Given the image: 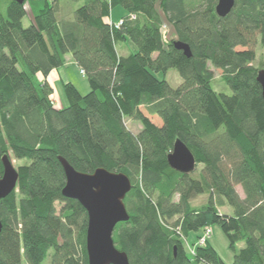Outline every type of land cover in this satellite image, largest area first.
<instances>
[{
    "label": "trees",
    "instance_id": "16d2710c",
    "mask_svg": "<svg viewBox=\"0 0 264 264\" xmlns=\"http://www.w3.org/2000/svg\"><path fill=\"white\" fill-rule=\"evenodd\" d=\"M216 4L0 0V177L2 157L25 161L15 190L0 200V264H88L87 214L62 196L59 158L79 173L105 169L129 179V220L112 235L129 264H224L209 243L192 257L184 249L188 234L211 226L232 252L244 245L232 264H264V104L256 81L264 68L253 65L255 47H264V0H235L223 18ZM113 8L123 11L118 25ZM162 26L173 38L165 40ZM118 42L133 51L119 56ZM67 56L89 92L64 83L68 105L57 108L45 79ZM211 68L229 94L213 88ZM170 70L181 79L176 88L165 79ZM126 119L139 123L137 134ZM176 139L195 159L189 174L168 166Z\"/></svg>",
    "mask_w": 264,
    "mask_h": 264
},
{
    "label": "water",
    "instance_id": "95a60500",
    "mask_svg": "<svg viewBox=\"0 0 264 264\" xmlns=\"http://www.w3.org/2000/svg\"><path fill=\"white\" fill-rule=\"evenodd\" d=\"M22 5L25 0H9ZM235 0H217L215 13L223 18L230 13ZM174 47L190 57L189 48L174 42ZM256 81L261 88L264 104V70L257 72ZM59 162L65 176L62 196L77 201L87 214L85 250L88 264H129L124 252L116 249L112 235L119 223H125L129 216L123 200L131 190L129 179L118 173L97 169L91 174L75 171L64 159ZM168 166L181 174H189L195 168V159L189 149L176 139L171 153L167 156ZM3 167L0 177V200L9 196L16 188L18 173L8 157L1 159ZM0 222V232H1Z\"/></svg>",
    "mask_w": 264,
    "mask_h": 264
},
{
    "label": "rangeland",
    "instance_id": "374dc122",
    "mask_svg": "<svg viewBox=\"0 0 264 264\" xmlns=\"http://www.w3.org/2000/svg\"><path fill=\"white\" fill-rule=\"evenodd\" d=\"M122 14L123 11L120 8H113V10L111 11V15L114 20L118 15H122ZM29 17H30V13L29 16L23 19L22 24L24 27H28ZM120 21L121 19L116 18V21L115 22L113 21L114 25L115 24L118 25ZM162 32L164 34L166 41L169 38H173L172 37L173 32L170 28L166 26H162ZM116 50L119 56H126L131 51H133V48L128 42H118L116 43ZM68 58L69 56L66 57L65 66L59 69L61 80L57 79L53 82V94L51 98H52V102L55 104L57 108H63L68 105L67 99L63 91L64 83H72L77 88L78 92L81 95H86L89 92L88 82L86 81L84 76L80 73V70L78 72L76 67L67 65L69 63ZM253 65L256 68H264V47H261L259 45L255 47V61ZM211 70L213 72V77H214V83L212 84L213 88L220 93L229 94L230 93L229 88L226 85H224L222 82H220V71L215 70L213 68H211ZM159 76H160L159 78L161 79L162 75ZM165 79L172 88H176L181 83V79L175 70L168 71L165 76ZM150 119L152 120V122L159 124L158 119L154 117H150ZM125 126L133 134H137L140 130L139 123L133 120L126 119ZM24 162L25 161H17L11 158V163L16 171L17 168L21 166ZM196 169L199 170L200 166H197ZM236 191L241 197L243 196L240 186L236 187ZM205 199L206 198L204 196L197 198L196 200H194L193 206H200L202 203H204ZM202 238H206L202 246H205V244L209 243L224 264H232L234 255L237 254L239 250L244 247L243 244L237 245L236 251L232 252L228 248V239L225 236V234L218 227L211 226L208 228L207 232L206 229H204L197 233H190L186 236V239H183L184 249L189 256L191 257L194 256L196 248L201 247L199 243L201 242ZM43 264H49V262L45 261L43 262Z\"/></svg>",
    "mask_w": 264,
    "mask_h": 264
},
{
    "label": "crops",
    "instance_id": "0c3cea01",
    "mask_svg": "<svg viewBox=\"0 0 264 264\" xmlns=\"http://www.w3.org/2000/svg\"><path fill=\"white\" fill-rule=\"evenodd\" d=\"M122 16H123V14H122V15H118L116 18H117V19H121ZM116 18H115V20H114V19L112 18V15H111V19H113L112 21L115 22V21H116ZM67 57H68V56H67ZM68 59H69V63H68L67 65H70V66H74V67H76L77 70H78V72H79L78 67L74 64V62L71 60V58L69 57ZM68 59H67V60H68ZM37 78H38V81H41V82L44 80V78H43L41 75H38ZM60 78H61V77H60V74H59V69H57V70H53V71H51L45 80H46V82H47V83L53 88V82H54L55 80H57V79H60ZM84 78H85V77H84ZM60 80H61V79H60Z\"/></svg>",
    "mask_w": 264,
    "mask_h": 264
},
{
    "label": "built area",
    "instance_id": "2783aa9c",
    "mask_svg": "<svg viewBox=\"0 0 264 264\" xmlns=\"http://www.w3.org/2000/svg\"><path fill=\"white\" fill-rule=\"evenodd\" d=\"M80 73L84 76V73H83L82 71H80ZM207 230H208V228H206V232H207ZM205 239H206V238H202V240H201V242L199 243V245L202 246V244H204V242H205Z\"/></svg>",
    "mask_w": 264,
    "mask_h": 264
}]
</instances>
